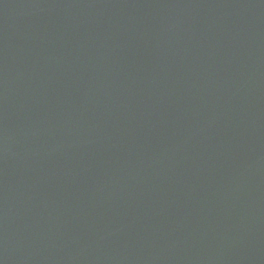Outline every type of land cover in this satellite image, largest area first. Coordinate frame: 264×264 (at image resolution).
<instances>
[{
    "label": "water",
    "instance_id": "obj_1",
    "mask_svg": "<svg viewBox=\"0 0 264 264\" xmlns=\"http://www.w3.org/2000/svg\"><path fill=\"white\" fill-rule=\"evenodd\" d=\"M0 264H264V0H0Z\"/></svg>",
    "mask_w": 264,
    "mask_h": 264
}]
</instances>
